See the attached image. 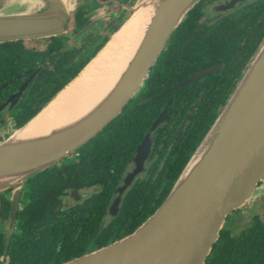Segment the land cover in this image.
<instances>
[{"label": "flooded vegetation", "instance_id": "obj_1", "mask_svg": "<svg viewBox=\"0 0 264 264\" xmlns=\"http://www.w3.org/2000/svg\"><path fill=\"white\" fill-rule=\"evenodd\" d=\"M71 1L73 8L61 31L12 40L36 52L38 60L0 104V140L26 123L28 120L20 125L29 113L48 103L108 42L130 16L137 0ZM263 41L264 0L194 1L167 39L162 49L165 54L160 59L158 55L148 76L123 107L127 115L123 127L110 128L107 151L96 146L92 152L123 157L129 154L119 161L120 176L110 194L103 190L101 182L51 185L47 197L42 193L46 186L41 185V198L35 197L34 190L42 177L39 174L21 185L0 189V264H10L12 253L17 254L20 264H33L50 253L84 248L89 252L101 247L92 248L97 239L116 232L111 224L114 220L126 219L121 214L126 194L133 191L132 197L137 198L144 195L145 188L156 189L160 182L156 177L172 154L193 153ZM26 81L22 94L7 101ZM132 112H137V117H129ZM90 140L55 163L58 167L46 170L65 179L67 168L62 165L78 162ZM137 154L145 156L138 158ZM130 173H134L133 177L120 192ZM16 190L19 194L14 205ZM99 193V199H92ZM13 210L15 214L11 215ZM121 215L124 219H119ZM121 230L118 225V232Z\"/></svg>", "mask_w": 264, "mask_h": 264}, {"label": "water", "instance_id": "obj_2", "mask_svg": "<svg viewBox=\"0 0 264 264\" xmlns=\"http://www.w3.org/2000/svg\"><path fill=\"white\" fill-rule=\"evenodd\" d=\"M194 1L137 0L108 42L34 116L0 140V189L54 165L112 121ZM67 12L66 0H0V43L56 34ZM102 60L110 62L109 69L117 66L106 82L69 112L32 128L68 86ZM27 83L7 101L19 97ZM260 186L264 190V41L154 213L130 234L58 264H205L227 216L264 195Z\"/></svg>", "mask_w": 264, "mask_h": 264}, {"label": "trees", "instance_id": "obj_3", "mask_svg": "<svg viewBox=\"0 0 264 264\" xmlns=\"http://www.w3.org/2000/svg\"><path fill=\"white\" fill-rule=\"evenodd\" d=\"M165 52L166 50L164 49L162 53L159 54V59ZM37 60L38 56L36 52L23 47L17 41H5L0 43V104L8 94L17 89L23 80V74L31 71L36 65ZM32 91L34 92V90ZM37 112L38 111H32L29 113L20 125L24 121L29 120V118ZM136 114L137 112H132L129 117H137ZM125 119H127L126 108L83 147L82 150L84 153L81 154L78 162L63 164L62 168H67L65 179L56 172L46 170L48 168L37 173L36 175L39 174L42 177H40V184L34 190V194H36L35 197L41 198L39 196V187L41 185L46 186L42 193L44 195L43 197H47L46 194L51 190V185L58 184L62 187V185L67 184L76 185L101 182L104 184L103 190L110 194L113 185L120 176L119 161L121 162L122 159L129 154L123 157V154H92V152L95 151L96 146H99L100 149L102 148L103 152L107 151L110 128L123 127V121ZM17 127L19 126L15 128ZM8 133L9 132L6 133V136ZM190 155L191 154H172V157L167 159L164 163L160 176L156 177V179L160 181L156 189L151 187L146 190L145 188L143 190L144 195L137 198L132 197L133 191L128 192L124 198L121 212V214L124 213L126 219L124 221L114 220L111 224L112 226L114 225L116 232L113 235L111 234V236L97 239V242L93 244L92 248L105 245L119 239L124 234L132 232L147 219V217L154 213L168 194ZM54 166L56 167L57 165L54 164ZM44 174L46 179H44ZM100 195L99 193L98 196L92 199L98 198ZM103 198L107 199L108 196L104 195ZM142 199H145V202L142 203ZM90 204H92V202ZM23 214L26 215V212H23ZM124 216L121 215L119 219H124ZM25 219H27V217ZM118 225L122 227V230L119 232ZM25 231H27V229H25ZM10 247L15 249L16 245L11 243ZM87 250L88 248L60 254L50 253L47 256H41V260H34L33 264H58L79 256ZM10 257V264H20L17 259V254L12 253ZM205 264H264V222L260 220V218L255 217L252 224L237 235L231 234L229 229L223 227L220 231L218 240L214 243L210 254L206 258Z\"/></svg>", "mask_w": 264, "mask_h": 264}, {"label": "bare ground", "instance_id": "obj_4", "mask_svg": "<svg viewBox=\"0 0 264 264\" xmlns=\"http://www.w3.org/2000/svg\"><path fill=\"white\" fill-rule=\"evenodd\" d=\"M103 65L102 69L98 70V66ZM94 65V68H89L79 80L67 87V89L50 105L38 119L32 123V128L43 123L54 114L60 112H69L66 110L72 105L79 104L84 98L91 94V91L97 90L103 82H106L110 74L117 68L109 69L110 62L104 60L101 63Z\"/></svg>", "mask_w": 264, "mask_h": 264}, {"label": "rangeland", "instance_id": "obj_5", "mask_svg": "<svg viewBox=\"0 0 264 264\" xmlns=\"http://www.w3.org/2000/svg\"><path fill=\"white\" fill-rule=\"evenodd\" d=\"M66 1L68 2V12H67L68 14L69 11L73 8V3L71 0H66ZM263 191L264 190L260 186L258 188V193L262 194ZM255 217L260 218V220L264 222V195L255 196L243 207L229 214L226 218L223 227L229 229L231 234L237 235L243 229L249 227L252 224L253 219Z\"/></svg>", "mask_w": 264, "mask_h": 264}]
</instances>
